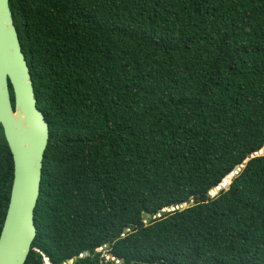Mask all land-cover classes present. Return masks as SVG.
Wrapping results in <instances>:
<instances>
[{
    "label": "trees",
    "instance_id": "1",
    "mask_svg": "<svg viewBox=\"0 0 264 264\" xmlns=\"http://www.w3.org/2000/svg\"><path fill=\"white\" fill-rule=\"evenodd\" d=\"M9 8L49 125L24 264H264V0ZM12 180L0 131V232Z\"/></svg>",
    "mask_w": 264,
    "mask_h": 264
},
{
    "label": "water",
    "instance_id": "2",
    "mask_svg": "<svg viewBox=\"0 0 264 264\" xmlns=\"http://www.w3.org/2000/svg\"><path fill=\"white\" fill-rule=\"evenodd\" d=\"M0 131L13 160L10 198L0 232V264H24L36 236L34 210L40 193L49 125L37 108L9 0H0ZM258 154L264 155V148ZM243 165L237 167L213 191L217 193L221 188H227L231 178L238 174ZM187 205L189 203L183 206ZM86 254V251L83 252L81 257ZM44 262L51 264L48 259H44ZM69 264H73V260Z\"/></svg>",
    "mask_w": 264,
    "mask_h": 264
},
{
    "label": "flooded vegetation",
    "instance_id": "3",
    "mask_svg": "<svg viewBox=\"0 0 264 264\" xmlns=\"http://www.w3.org/2000/svg\"><path fill=\"white\" fill-rule=\"evenodd\" d=\"M10 89V88H9ZM11 93H12V91L10 90V95H11ZM11 99H12V101H13V94H12V96H11Z\"/></svg>",
    "mask_w": 264,
    "mask_h": 264
},
{
    "label": "rangeland",
    "instance_id": "4",
    "mask_svg": "<svg viewBox=\"0 0 264 264\" xmlns=\"http://www.w3.org/2000/svg\"><path fill=\"white\" fill-rule=\"evenodd\" d=\"M213 194H216V193H215L214 191H211V192H210V195L212 196Z\"/></svg>",
    "mask_w": 264,
    "mask_h": 264
}]
</instances>
